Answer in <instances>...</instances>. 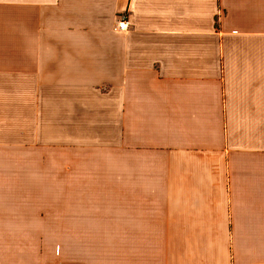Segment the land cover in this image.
Segmentation results:
<instances>
[{
    "label": "crops",
    "instance_id": "1",
    "mask_svg": "<svg viewBox=\"0 0 264 264\" xmlns=\"http://www.w3.org/2000/svg\"><path fill=\"white\" fill-rule=\"evenodd\" d=\"M115 250L264 264V0H0V264Z\"/></svg>",
    "mask_w": 264,
    "mask_h": 264
},
{
    "label": "built area",
    "instance_id": "2",
    "mask_svg": "<svg viewBox=\"0 0 264 264\" xmlns=\"http://www.w3.org/2000/svg\"><path fill=\"white\" fill-rule=\"evenodd\" d=\"M129 28H130V23L128 17L126 15L123 16L121 15L119 17L118 25L115 30L121 33H125L128 31Z\"/></svg>",
    "mask_w": 264,
    "mask_h": 264
},
{
    "label": "rangeland",
    "instance_id": "3",
    "mask_svg": "<svg viewBox=\"0 0 264 264\" xmlns=\"http://www.w3.org/2000/svg\"><path fill=\"white\" fill-rule=\"evenodd\" d=\"M116 242H118L121 245V238H119L118 240H116ZM120 250H118V251L115 250L114 253H113V255L115 256V260H114V263L115 264H121V260H120V258H121ZM103 255L105 257L108 256V254H105V253H103ZM105 257H103L101 260H99V264L100 263L103 264V263H106L108 261V259L105 258Z\"/></svg>",
    "mask_w": 264,
    "mask_h": 264
}]
</instances>
